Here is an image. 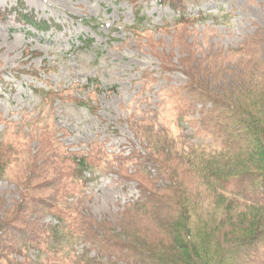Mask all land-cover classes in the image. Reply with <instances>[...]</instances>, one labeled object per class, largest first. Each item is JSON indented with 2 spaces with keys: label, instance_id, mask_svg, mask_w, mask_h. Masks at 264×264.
I'll return each mask as SVG.
<instances>
[{
  "label": "rangeland",
  "instance_id": "obj_1",
  "mask_svg": "<svg viewBox=\"0 0 264 264\" xmlns=\"http://www.w3.org/2000/svg\"><path fill=\"white\" fill-rule=\"evenodd\" d=\"M180 3L0 0V138L12 144L0 172V220L19 199L25 166L48 154L60 159L62 178L68 174L59 194L50 195L57 206L69 208L64 219L74 224L79 213L109 226L116 236L121 212L139 195L136 183L122 176L127 164L143 154L135 128L160 123L159 114L177 136L178 108L187 110L185 92L178 90L189 79L187 60L231 59L228 51L264 32V0ZM15 11L34 14L48 29L36 30ZM225 75L208 78L209 87L218 90L234 81ZM199 108L196 104L195 112L179 117L180 134L190 144L207 145L213 137L188 123L197 120ZM78 157L90 158L97 167L78 176L76 166L72 171ZM54 218L48 214L40 222L61 235L66 221ZM69 240H61L63 249ZM71 246L84 251L78 241Z\"/></svg>",
  "mask_w": 264,
  "mask_h": 264
},
{
  "label": "trees",
  "instance_id": "obj_2",
  "mask_svg": "<svg viewBox=\"0 0 264 264\" xmlns=\"http://www.w3.org/2000/svg\"><path fill=\"white\" fill-rule=\"evenodd\" d=\"M168 1L172 7L183 2ZM16 13L37 30L48 28L34 14ZM228 55L231 59H188L189 79L178 89L185 92V112L195 109V101L203 104L201 131L215 142H187L180 134L185 113L180 108L177 136L159 114L160 123L151 118L158 124L135 128L143 154L122 176L136 183L139 195L121 212L116 236L79 213L74 224L64 219L69 208L57 206L50 195L59 194L68 174L62 178L60 159L43 154L40 162L25 166L19 199L0 220V264H264V32ZM225 74L234 81L218 90L209 87L208 78L217 81ZM11 149L0 138V172ZM90 158H80V172L97 167ZM117 167L121 173L122 165ZM45 214L66 221L61 235L40 222ZM65 237L70 240L63 249ZM74 241L84 251L72 248Z\"/></svg>",
  "mask_w": 264,
  "mask_h": 264
}]
</instances>
